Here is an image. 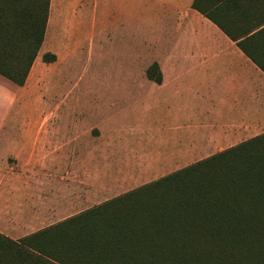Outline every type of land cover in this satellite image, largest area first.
Segmentation results:
<instances>
[{
	"label": "crops",
	"instance_id": "crops-1",
	"mask_svg": "<svg viewBox=\"0 0 264 264\" xmlns=\"http://www.w3.org/2000/svg\"><path fill=\"white\" fill-rule=\"evenodd\" d=\"M94 1L91 12L97 19L99 0ZM118 1L113 4L108 0L107 6L110 26L106 34L113 49L110 34L126 36L131 29L124 24L130 4ZM193 1L144 0V10L149 8L144 13H151L154 21V42L129 53L130 66L138 68L128 69L123 80L130 90L128 105L137 109L138 116L127 124L107 123L104 140L112 149L123 146L109 155L113 162L122 159L131 163L134 155L141 154L148 155L147 161L151 156L154 164L157 160L169 164L199 161L264 133V24L245 34L248 30L238 26L236 13L235 22L228 27L237 38L234 41L194 9ZM96 29L95 24L91 44L100 51L102 40L98 39L100 30L96 39ZM37 58L24 85L0 74V233L14 240L74 215L73 209L91 208L98 188L104 193L113 191L102 181L104 176L98 177L99 146L94 142L97 139L83 135V123L53 125L26 116L12 120L32 107L28 85L31 76L39 73ZM154 63L160 67L161 82L146 74ZM46 110L42 108L40 115ZM64 126L73 127L74 132L62 133ZM131 127L139 130L134 131L133 139ZM134 143L138 149L131 151ZM84 161L90 162L85 196L76 190L81 183L74 177ZM62 163H71L72 169H64ZM158 166L164 167L162 163ZM129 168L120 172H129ZM108 169L115 170L114 165ZM138 172L145 176L147 171ZM124 176L120 173L117 179ZM67 201L80 204L67 210Z\"/></svg>",
	"mask_w": 264,
	"mask_h": 264
},
{
	"label": "trees",
	"instance_id": "trees-1",
	"mask_svg": "<svg viewBox=\"0 0 264 264\" xmlns=\"http://www.w3.org/2000/svg\"><path fill=\"white\" fill-rule=\"evenodd\" d=\"M50 2L0 0V74L18 85L40 53ZM192 7L234 41L236 13L245 34L264 24V0ZM147 75L162 81L156 63ZM0 264H264V133L19 240L0 233Z\"/></svg>",
	"mask_w": 264,
	"mask_h": 264
},
{
	"label": "rangeland",
	"instance_id": "rangeland-1",
	"mask_svg": "<svg viewBox=\"0 0 264 264\" xmlns=\"http://www.w3.org/2000/svg\"><path fill=\"white\" fill-rule=\"evenodd\" d=\"M110 1L114 4V0ZM94 2V0H51L47 37L36 61L39 73L31 76L28 85V90L33 94L30 102L32 107L26 114L15 115L12 120L21 121L26 116L27 120L47 121L53 125L60 122H65L66 125L73 124V122L83 123L81 130L83 135L98 141H94L99 146L100 154L98 156L100 159L98 177L104 176L102 181L107 182L108 187L113 189L107 193L97 189L99 193L94 202V206H97L197 161H179L169 164L157 160V164H154L151 156H149L150 161L146 160L148 157L146 154H141L140 157L134 155L131 163L122 159L113 162L110 158L109 155L113 151L117 152L123 149V146L119 144L112 149L107 140H104L109 130L108 124H127L138 116L137 109H130L128 105L130 90L127 88L128 83L123 80V75L128 73V69L138 68L130 66L129 53L135 54L138 49L149 47L154 42L152 40L154 21L151 13L147 15L144 13L149 10V8L144 10V0H119L120 4L128 7L130 4V16L125 18L124 24L131 29L126 36L120 33L110 34V39L115 44L113 49L107 41L106 34L110 26L107 11L109 2L99 0L97 19L91 12ZM92 24L98 27V30H95L96 39L97 32L100 30L98 35V39L102 40L100 51L91 44ZM144 38H146V43ZM46 52L55 53L56 60L45 63L43 54ZM43 68H46L44 72L41 70ZM136 92L138 91L133 90V93L136 94ZM42 108L47 110L40 115L39 111ZM134 131L137 133L139 130L131 127L130 139H133ZM73 132V127L64 126L62 129V133ZM130 144H127L128 150ZM134 149H138L135 143L132 144L131 151ZM161 163L164 167L158 169ZM79 164L81 171L78 176L74 175L77 178L74 179L81 183L76 190L80 195H84L88 190L86 180L90 171L88 169L90 162L84 161ZM62 165L68 171L72 169L71 163H62ZM112 165L115 170L108 169ZM153 165L157 167L152 169ZM127 166L130 167L126 169L129 172H120V169H125ZM140 169L147 171L145 176L139 175ZM120 173L125 175L123 180L117 179ZM101 184L102 182L98 181V185ZM95 195L93 193V197ZM65 203L67 210L80 204L76 202L70 205L69 201ZM84 210L87 209L76 208L71 212L76 215Z\"/></svg>",
	"mask_w": 264,
	"mask_h": 264
}]
</instances>
